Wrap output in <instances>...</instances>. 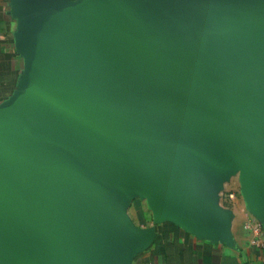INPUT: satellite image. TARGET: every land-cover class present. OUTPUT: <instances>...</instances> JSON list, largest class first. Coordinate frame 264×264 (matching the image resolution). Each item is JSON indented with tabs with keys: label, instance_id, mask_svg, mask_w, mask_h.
<instances>
[{
	"label": "water",
	"instance_id": "water-1",
	"mask_svg": "<svg viewBox=\"0 0 264 264\" xmlns=\"http://www.w3.org/2000/svg\"><path fill=\"white\" fill-rule=\"evenodd\" d=\"M37 52L0 107V264H130L158 222L264 224V0H19Z\"/></svg>",
	"mask_w": 264,
	"mask_h": 264
},
{
	"label": "crops",
	"instance_id": "crops-1",
	"mask_svg": "<svg viewBox=\"0 0 264 264\" xmlns=\"http://www.w3.org/2000/svg\"><path fill=\"white\" fill-rule=\"evenodd\" d=\"M33 16L34 11L19 6V0H0V107L28 91L34 76L38 54L28 33ZM234 177L220 196L221 205L230 212L229 239L198 234L169 220L158 222L142 200L140 221L133 202L138 224L134 223L152 228L154 236L130 264H264V247L253 242L262 216L246 201L239 178L234 181ZM228 192L232 198L225 196Z\"/></svg>",
	"mask_w": 264,
	"mask_h": 264
},
{
	"label": "built area",
	"instance_id": "built-area-1",
	"mask_svg": "<svg viewBox=\"0 0 264 264\" xmlns=\"http://www.w3.org/2000/svg\"><path fill=\"white\" fill-rule=\"evenodd\" d=\"M225 196L228 198H232L233 193L228 192L225 194ZM253 242L260 247H264V224H262L261 222L255 228V236L253 237Z\"/></svg>",
	"mask_w": 264,
	"mask_h": 264
},
{
	"label": "rangeland",
	"instance_id": "rangeland-1",
	"mask_svg": "<svg viewBox=\"0 0 264 264\" xmlns=\"http://www.w3.org/2000/svg\"><path fill=\"white\" fill-rule=\"evenodd\" d=\"M236 177H234V181H237L236 179H237V175H235ZM142 200V202H143V205H144V207L146 208L147 207V201H146V199L145 198H143V199H141V198H135L134 199V205H135V203L136 204H139V203H141L140 201ZM149 210V209H148ZM129 215H131V218H132V220H135V211H134V207H133V203L131 204V206H130V208H129ZM136 221V220H135ZM136 223L138 224V222L136 221Z\"/></svg>",
	"mask_w": 264,
	"mask_h": 264
},
{
	"label": "trees",
	"instance_id": "trees-1",
	"mask_svg": "<svg viewBox=\"0 0 264 264\" xmlns=\"http://www.w3.org/2000/svg\"><path fill=\"white\" fill-rule=\"evenodd\" d=\"M135 208H136V213H137L138 219L140 221H142V210L140 209V206L135 203Z\"/></svg>",
	"mask_w": 264,
	"mask_h": 264
}]
</instances>
